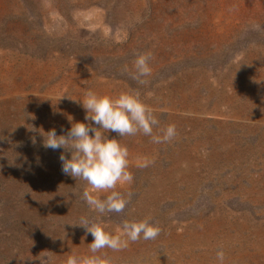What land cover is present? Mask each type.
<instances>
[{
	"label": "rangeland",
	"instance_id": "374dc122",
	"mask_svg": "<svg viewBox=\"0 0 264 264\" xmlns=\"http://www.w3.org/2000/svg\"><path fill=\"white\" fill-rule=\"evenodd\" d=\"M140 53L151 55L143 83L132 78ZM88 89L138 91L159 128L177 131L162 144L119 138L134 180L117 190L132 196L101 219L115 230L150 217L161 231L97 255L217 264L223 251L225 264H264V0H0V127L26 133V111L39 130L67 133L68 116L85 122L75 101ZM92 239L73 234L39 264L91 255Z\"/></svg>",
	"mask_w": 264,
	"mask_h": 264
},
{
	"label": "clouds",
	"instance_id": "9594fccd",
	"mask_svg": "<svg viewBox=\"0 0 264 264\" xmlns=\"http://www.w3.org/2000/svg\"><path fill=\"white\" fill-rule=\"evenodd\" d=\"M256 27L259 29L260 26ZM150 59L149 53L136 55L133 79L143 83L142 78L151 75ZM75 102L84 109L85 122H73L68 116L71 127L65 135L58 136L56 130L51 129L42 136L43 147L70 153V158L63 153L59 156L61 171L86 184L80 198L98 214L95 218L81 216L78 224L93 238L87 244L91 255H68L64 264H110L108 259L97 255L100 250L120 251L141 239L155 240L161 231L150 217L124 220L115 230H108L101 219L106 214L123 212L132 196L130 191L117 190L118 186L123 188L134 180L129 171L128 147L119 138L142 134L150 137L152 143L162 144L174 139L177 131L172 124L159 128L160 122L153 109L141 100L138 91L108 96L88 89ZM154 128L158 129L157 133ZM151 163L147 158H139L136 167L146 168ZM101 194L106 195L101 198ZM216 262L225 264L223 251L217 252Z\"/></svg>",
	"mask_w": 264,
	"mask_h": 264
},
{
	"label": "trees",
	"instance_id": "16d2710c",
	"mask_svg": "<svg viewBox=\"0 0 264 264\" xmlns=\"http://www.w3.org/2000/svg\"><path fill=\"white\" fill-rule=\"evenodd\" d=\"M23 113L26 133L0 127V264H39L84 231L81 216H95L80 198L83 181L61 171L59 156L70 153L43 147L45 132Z\"/></svg>",
	"mask_w": 264,
	"mask_h": 264
}]
</instances>
